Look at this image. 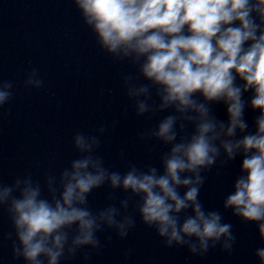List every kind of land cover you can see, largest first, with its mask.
<instances>
[{
  "label": "clouds",
  "instance_id": "1",
  "mask_svg": "<svg viewBox=\"0 0 264 264\" xmlns=\"http://www.w3.org/2000/svg\"><path fill=\"white\" fill-rule=\"evenodd\" d=\"M70 3L100 51L133 69L119 79L135 116L158 118L138 139L168 150L158 155V166L129 162L126 171L113 170L99 154L113 121L95 133L76 132L71 143L77 158L58 174L46 172L41 181L25 173L11 183L0 177L12 259L62 264L81 254L90 261L112 241L108 236L102 243L99 234L110 231L124 240L137 217L165 248H186L193 257L217 248L231 255L237 237L225 222L230 211L256 226L262 246L254 255L264 264V0ZM23 85L41 89L40 71L25 72ZM13 89V81L0 78V109L13 100ZM216 105L223 106L224 119ZM237 159L223 212L206 208L200 199L206 173ZM102 188L108 202L93 211L89 196ZM117 192L126 195L118 199ZM131 254L127 249L125 259Z\"/></svg>",
  "mask_w": 264,
  "mask_h": 264
}]
</instances>
